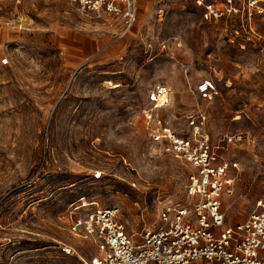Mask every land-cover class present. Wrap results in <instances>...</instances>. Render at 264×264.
I'll return each instance as SVG.
<instances>
[{"label":"rangeland","instance_id":"374dc122","mask_svg":"<svg viewBox=\"0 0 264 264\" xmlns=\"http://www.w3.org/2000/svg\"><path fill=\"white\" fill-rule=\"evenodd\" d=\"M203 78L216 88L199 102L210 139L248 136L223 153L239 164L223 197L235 221L264 197V10L206 19L195 0H138L123 33L68 0H1L0 264L89 263L96 248L71 226L97 206L136 236L161 225L191 167L154 152L143 111L164 85L157 114L186 132Z\"/></svg>","mask_w":264,"mask_h":264},{"label":"built area","instance_id":"2783aa9c","mask_svg":"<svg viewBox=\"0 0 264 264\" xmlns=\"http://www.w3.org/2000/svg\"><path fill=\"white\" fill-rule=\"evenodd\" d=\"M1 1V0H0ZM95 17L117 18L122 32L137 17L138 0H68ZM206 19L227 15L250 16L262 12L264 0H195ZM196 103L186 114L188 130L179 133L163 120L157 109L167 104L168 88L155 86L151 105L143 111L154 152L181 159L191 170L184 184L185 200L164 202L159 211L161 225L128 233L118 220L114 206H97L71 226V231L89 239L96 253L85 264H264V197H257L248 215L228 222L224 195L233 191L239 164L223 153L228 145L248 138L243 131L221 133L212 141L207 132V113L199 102L216 93L213 80L200 79L194 86ZM163 95V98L161 96ZM259 174L264 177V155ZM95 178L101 171L93 173ZM69 252V248H63Z\"/></svg>","mask_w":264,"mask_h":264},{"label":"bare ground","instance_id":"6f19581e","mask_svg":"<svg viewBox=\"0 0 264 264\" xmlns=\"http://www.w3.org/2000/svg\"><path fill=\"white\" fill-rule=\"evenodd\" d=\"M161 98H163V95L161 96Z\"/></svg>","mask_w":264,"mask_h":264}]
</instances>
